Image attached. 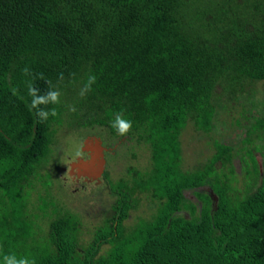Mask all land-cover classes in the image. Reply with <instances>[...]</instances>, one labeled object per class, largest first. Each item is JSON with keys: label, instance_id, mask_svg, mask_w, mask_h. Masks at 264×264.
Instances as JSON below:
<instances>
[{"label": "trees", "instance_id": "1", "mask_svg": "<svg viewBox=\"0 0 264 264\" xmlns=\"http://www.w3.org/2000/svg\"><path fill=\"white\" fill-rule=\"evenodd\" d=\"M25 66L43 74L33 81L41 94L47 81L62 90L91 71L97 82L74 123L145 142L153 162L147 173L110 181L114 214L87 246L78 217L52 222L49 245L31 256L36 264H264V174L239 197L215 170L231 163L230 146L218 145L204 169L188 172L180 140L189 121L211 129L221 81L264 82V0H0V167L7 168L0 191L9 195L49 155L64 115L61 103L48 106L58 115L44 122L29 110ZM121 111L133 122L124 137L110 126ZM206 186L212 195L200 191ZM142 193L158 210L130 229ZM186 208L190 217L181 215Z\"/></svg>", "mask_w": 264, "mask_h": 264}, {"label": "rangeland", "instance_id": "2", "mask_svg": "<svg viewBox=\"0 0 264 264\" xmlns=\"http://www.w3.org/2000/svg\"><path fill=\"white\" fill-rule=\"evenodd\" d=\"M206 5L198 4L203 8ZM225 13V20L227 15L232 16L229 7H225ZM215 14L212 13V17ZM82 81L61 90L64 115L61 122L53 126L49 155L12 195L0 191V264L6 253L32 256L43 251L50 243L52 222L70 214L78 217L82 244L87 246L97 229L114 214L115 196L110 190V181L129 180L134 170L147 173L152 169L149 144L138 139H116L108 128H80L74 123L76 114L85 112L78 95ZM213 103L216 113L209 131L200 129L192 120L182 132V168L188 172L202 170L217 154L218 145H228L232 149L231 163H218L215 170L222 178L227 175L236 190L235 195L242 197L258 188L264 174V82L248 78L221 81ZM69 105L77 110L70 111ZM88 137L101 138L109 148L105 154L108 178L104 175L100 184L89 183L83 178L76 180L70 175L71 164L87 157L83 147ZM77 151L83 155L76 157ZM6 170L0 167V174ZM200 191L212 195L208 186ZM139 198V209L133 211L126 222L130 229L142 220H151L158 210V203L150 193H142ZM187 199L200 207V200L194 193H189ZM192 213L186 208L181 215L190 217ZM5 242H10L9 250L2 249L7 247ZM109 248L105 246L104 252Z\"/></svg>", "mask_w": 264, "mask_h": 264}, {"label": "clouds", "instance_id": "3", "mask_svg": "<svg viewBox=\"0 0 264 264\" xmlns=\"http://www.w3.org/2000/svg\"><path fill=\"white\" fill-rule=\"evenodd\" d=\"M22 73L31 77L30 80L26 82L27 84V93L31 97L30 103L28 104L29 110L34 111L35 115L38 117L39 121L44 122L49 119V117H56L58 112L56 108H48L49 105H58L61 103V90L54 85L51 81H47L49 87L46 92L43 94L40 93V90L34 86L33 81L37 78L44 79L42 73L33 74L31 69L28 66H25L22 69ZM75 77V73L71 74ZM59 79L62 81L63 74L60 75ZM97 82V76L91 71L87 74L86 79L83 82L82 87H80L78 95L81 98L87 96L89 92L93 90L92 86ZM12 94L15 96L18 94V89L13 87ZM69 110L75 112L77 109L74 105H69ZM110 126L116 131L117 135L120 137L126 136L133 127V122L123 115V112H117L114 114V118L110 122ZM83 153L77 151L75 153L76 157H81ZM3 264H36L35 258L31 257L30 254L26 255H17L16 253H6L2 256Z\"/></svg>", "mask_w": 264, "mask_h": 264}, {"label": "water", "instance_id": "4", "mask_svg": "<svg viewBox=\"0 0 264 264\" xmlns=\"http://www.w3.org/2000/svg\"><path fill=\"white\" fill-rule=\"evenodd\" d=\"M105 147L98 137H88L83 151L89 153L88 159H78L70 166V175L78 180L84 179L89 183L100 184L106 171Z\"/></svg>", "mask_w": 264, "mask_h": 264}, {"label": "flooded vegetation", "instance_id": "5", "mask_svg": "<svg viewBox=\"0 0 264 264\" xmlns=\"http://www.w3.org/2000/svg\"><path fill=\"white\" fill-rule=\"evenodd\" d=\"M103 146L105 147V154L108 152V150H109V148L108 147H106L105 145H104V143H103ZM86 155H87V157L86 158H82V159H88L89 157H90V155H89V153H86ZM74 179H76V180H78L76 177H73Z\"/></svg>", "mask_w": 264, "mask_h": 264}]
</instances>
